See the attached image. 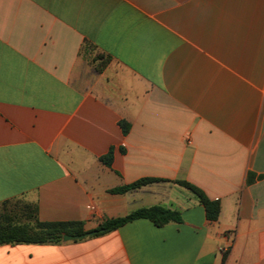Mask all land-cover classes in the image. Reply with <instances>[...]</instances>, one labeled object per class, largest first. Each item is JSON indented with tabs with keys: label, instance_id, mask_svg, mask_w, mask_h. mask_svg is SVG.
I'll use <instances>...</instances> for the list:
<instances>
[{
	"label": "crops",
	"instance_id": "obj_1",
	"mask_svg": "<svg viewBox=\"0 0 264 264\" xmlns=\"http://www.w3.org/2000/svg\"><path fill=\"white\" fill-rule=\"evenodd\" d=\"M145 177L161 180L109 193ZM176 180L219 199L218 219ZM13 199L86 232L156 205L182 222L0 245V264H264V0H0Z\"/></svg>",
	"mask_w": 264,
	"mask_h": 264
},
{
	"label": "trees",
	"instance_id": "obj_2",
	"mask_svg": "<svg viewBox=\"0 0 264 264\" xmlns=\"http://www.w3.org/2000/svg\"><path fill=\"white\" fill-rule=\"evenodd\" d=\"M119 124L123 133L127 134L130 129V124L125 120H121ZM100 161L110 167L113 161V149L111 148L108 153L100 157ZM160 180L152 177L141 178L130 184L112 188L109 190V193L123 194L129 190L140 188ZM251 181L252 179L249 177L248 182ZM175 183L187 188L198 198L200 204L204 207L208 221L213 222L218 219L221 210L219 199H211L201 188L188 181L176 180ZM7 203H9V200L4 201L2 205L5 207ZM21 207L22 215L28 218L30 223L23 225L17 224L16 218L19 214L15 213V210L4 209L0 211V245L23 243L44 244L60 241L63 234L79 235L86 232L84 223L81 221H41L38 218L37 205L23 202ZM139 218L149 219L158 227H162L169 222H182L180 211L156 205L135 210L123 217L108 218L91 231L93 232L91 236L106 234Z\"/></svg>",
	"mask_w": 264,
	"mask_h": 264
},
{
	"label": "rangeland",
	"instance_id": "obj_3",
	"mask_svg": "<svg viewBox=\"0 0 264 264\" xmlns=\"http://www.w3.org/2000/svg\"><path fill=\"white\" fill-rule=\"evenodd\" d=\"M91 49V48H90ZM94 50L90 51V53H94L93 52ZM91 54L89 55L88 54V57H91ZM23 205V201L21 199H13V200H9V203H7V205L4 207L2 204L0 205V211H3L4 209H7V210H11V211H14L15 213H18V217L16 218V223L17 224H20V225H23V224H27V223H30L29 219L24 217L22 215V210H21V206Z\"/></svg>",
	"mask_w": 264,
	"mask_h": 264
},
{
	"label": "water",
	"instance_id": "obj_4",
	"mask_svg": "<svg viewBox=\"0 0 264 264\" xmlns=\"http://www.w3.org/2000/svg\"><path fill=\"white\" fill-rule=\"evenodd\" d=\"M92 234H93V232H85V233L79 234V235L63 234L60 240L65 241V242L66 241L81 240L83 238L91 236Z\"/></svg>",
	"mask_w": 264,
	"mask_h": 264
}]
</instances>
